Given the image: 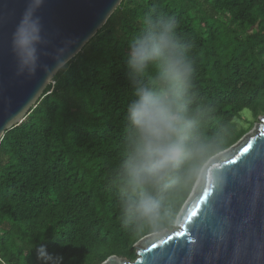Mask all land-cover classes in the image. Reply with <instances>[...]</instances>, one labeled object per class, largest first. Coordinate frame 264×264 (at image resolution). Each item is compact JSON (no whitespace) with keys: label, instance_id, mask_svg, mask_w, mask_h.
<instances>
[{"label":"trees","instance_id":"trees-1","mask_svg":"<svg viewBox=\"0 0 264 264\" xmlns=\"http://www.w3.org/2000/svg\"><path fill=\"white\" fill-rule=\"evenodd\" d=\"M149 12L173 17L191 45L196 103L211 108L205 131L227 129L220 151L252 127L237 125L244 109L254 119L264 115V0H121L0 139V257L7 264H38L39 243L66 264H101L111 255L133 261L134 244L151 233L122 223L110 183L133 98L127 42ZM193 185L176 198L167 230Z\"/></svg>","mask_w":264,"mask_h":264},{"label":"water","instance_id":"water-1","mask_svg":"<svg viewBox=\"0 0 264 264\" xmlns=\"http://www.w3.org/2000/svg\"><path fill=\"white\" fill-rule=\"evenodd\" d=\"M121 0H43L36 15L42 42L35 72H20L12 34L29 0H0V139L21 122L45 86L105 23ZM215 182H194L176 228L135 244L136 258L101 264H264V115L208 167Z\"/></svg>","mask_w":264,"mask_h":264},{"label":"clouds","instance_id":"clouds-1","mask_svg":"<svg viewBox=\"0 0 264 264\" xmlns=\"http://www.w3.org/2000/svg\"><path fill=\"white\" fill-rule=\"evenodd\" d=\"M43 0H29L12 34L20 72H35L42 42L36 15ZM143 28L131 36L125 52L126 77L132 89L127 104L123 153L110 177L122 223L132 231L160 233L175 214L176 198L208 173L219 156L227 129L205 131L211 108L196 103L191 47L171 16L145 15ZM60 62L57 67H63ZM38 264H66L65 257L34 245Z\"/></svg>","mask_w":264,"mask_h":264},{"label":"rangeland","instance_id":"rangeland-1","mask_svg":"<svg viewBox=\"0 0 264 264\" xmlns=\"http://www.w3.org/2000/svg\"><path fill=\"white\" fill-rule=\"evenodd\" d=\"M259 116H261V115H259ZM259 116L257 117V119H254L251 112L247 109H244L241 112V118L238 120L237 125L238 126H240V125L247 126L249 124V121L250 122L254 121L252 127L250 128V130H252L254 128L255 124L259 123ZM173 228H176V226L174 225Z\"/></svg>","mask_w":264,"mask_h":264},{"label":"built area","instance_id":"built-area-1","mask_svg":"<svg viewBox=\"0 0 264 264\" xmlns=\"http://www.w3.org/2000/svg\"><path fill=\"white\" fill-rule=\"evenodd\" d=\"M0 264H7V263L0 257Z\"/></svg>","mask_w":264,"mask_h":264}]
</instances>
